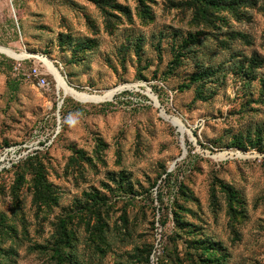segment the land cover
Returning <instances> with one entry per match:
<instances>
[{
  "label": "rangeland",
  "instance_id": "obj_1",
  "mask_svg": "<svg viewBox=\"0 0 264 264\" xmlns=\"http://www.w3.org/2000/svg\"><path fill=\"white\" fill-rule=\"evenodd\" d=\"M114 2L0 0V264H264V0Z\"/></svg>",
  "mask_w": 264,
  "mask_h": 264
},
{
  "label": "trees",
  "instance_id": "obj_2",
  "mask_svg": "<svg viewBox=\"0 0 264 264\" xmlns=\"http://www.w3.org/2000/svg\"><path fill=\"white\" fill-rule=\"evenodd\" d=\"M91 1L105 15L113 13V11H117L121 13L122 15H124L125 17H127L128 20L131 19V13H130L128 6L114 2V0H91ZM138 1L141 5V8H138V11H139L138 15L141 19H143L142 21L145 22L146 19H150L149 10L143 4V0H138ZM254 1L255 0H192L193 7H195L198 10V13L202 16V17L201 16L199 17H201L203 20H206V21H211V17H213L211 16V13H214V11L226 10L236 15L237 10L240 7L253 5ZM183 43H187V41L183 40ZM178 58H179L178 53H176L172 64H176ZM211 71L212 70H209V69L198 71L192 76L193 77L192 79L194 82L205 80L208 77V75H210ZM38 174H41V173H38ZM165 174L167 177L170 176L169 172H165ZM39 182L40 180L38 179L37 183ZM43 193L45 192H42V194ZM228 195L231 198L234 197L231 189L229 190ZM66 239L67 237L62 236L60 239L61 243L56 244L53 248V257L57 259V264H63L62 256H61V247L62 245H64V243L67 242ZM203 250L207 252L206 247H204Z\"/></svg>",
  "mask_w": 264,
  "mask_h": 264
},
{
  "label": "built area",
  "instance_id": "obj_3",
  "mask_svg": "<svg viewBox=\"0 0 264 264\" xmlns=\"http://www.w3.org/2000/svg\"><path fill=\"white\" fill-rule=\"evenodd\" d=\"M30 76L35 77L36 78V83L39 86H44L47 84V81L45 79V77L43 75H41L36 68H32V71L30 72Z\"/></svg>",
  "mask_w": 264,
  "mask_h": 264
},
{
  "label": "water",
  "instance_id": "obj_4",
  "mask_svg": "<svg viewBox=\"0 0 264 264\" xmlns=\"http://www.w3.org/2000/svg\"><path fill=\"white\" fill-rule=\"evenodd\" d=\"M153 99H154V101H155V104H157L155 97H153ZM61 102H62V100L58 103V105H57V109H59ZM182 132H183V130L180 131L181 135H182Z\"/></svg>",
  "mask_w": 264,
  "mask_h": 264
},
{
  "label": "bare ground",
  "instance_id": "obj_5",
  "mask_svg": "<svg viewBox=\"0 0 264 264\" xmlns=\"http://www.w3.org/2000/svg\"><path fill=\"white\" fill-rule=\"evenodd\" d=\"M48 63H49V61H47ZM49 65H50V63H49ZM50 69L51 70H53V72H54V69L52 68V66L50 65ZM57 80H59V81H61V79H60V77L57 75ZM67 88V87H66Z\"/></svg>",
  "mask_w": 264,
  "mask_h": 264
}]
</instances>
